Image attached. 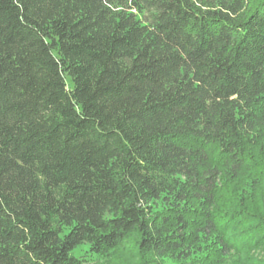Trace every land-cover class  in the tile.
I'll list each match as a JSON object with an SVG mask.
<instances>
[{"label":"trees","instance_id":"trees-1","mask_svg":"<svg viewBox=\"0 0 264 264\" xmlns=\"http://www.w3.org/2000/svg\"><path fill=\"white\" fill-rule=\"evenodd\" d=\"M82 245L264 264V0H0V264Z\"/></svg>","mask_w":264,"mask_h":264},{"label":"rangeland","instance_id":"rangeland-1","mask_svg":"<svg viewBox=\"0 0 264 264\" xmlns=\"http://www.w3.org/2000/svg\"><path fill=\"white\" fill-rule=\"evenodd\" d=\"M162 205L163 204L159 202L157 204V207L161 208ZM87 248H88L87 245H82L75 250L74 254L77 257L82 258L84 264H104L105 263V259L103 257H100L96 254L89 253ZM162 264H179V263L166 260Z\"/></svg>","mask_w":264,"mask_h":264}]
</instances>
